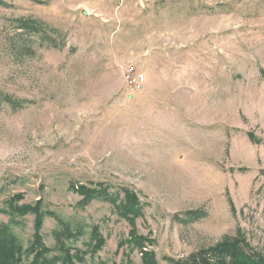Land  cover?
<instances>
[{
  "label": "rangeland",
  "instance_id": "rangeland-1",
  "mask_svg": "<svg viewBox=\"0 0 264 264\" xmlns=\"http://www.w3.org/2000/svg\"><path fill=\"white\" fill-rule=\"evenodd\" d=\"M0 1V208L41 200L82 250L96 228L84 264H173L234 239L264 260V0Z\"/></svg>",
  "mask_w": 264,
  "mask_h": 264
},
{
  "label": "trees",
  "instance_id": "trees-1",
  "mask_svg": "<svg viewBox=\"0 0 264 264\" xmlns=\"http://www.w3.org/2000/svg\"><path fill=\"white\" fill-rule=\"evenodd\" d=\"M32 26L37 28L35 25ZM108 190L101 186H81L78 188V194L84 201L103 199L109 202L120 217L133 219L138 215L140 210L136 207L137 201L133 195L131 201L124 200V204H119L118 193L110 194ZM124 195L126 196L125 193ZM21 200L22 195H15L0 208V214L7 218L6 222L0 223V264H84L87 255L94 260L96 253L104 246L105 241L98 230L91 227L88 250L76 248L75 243L84 235L82 227L72 226L56 213L46 210L41 200L33 204H19ZM229 204L233 210L231 202ZM25 216L33 217L32 234L26 247L15 232L16 229L23 227ZM46 218H52L56 222L52 232L54 239L52 248L47 247L43 241L42 230ZM244 243L242 239L225 241L186 259L173 261V264H264V260L254 259L246 253Z\"/></svg>",
  "mask_w": 264,
  "mask_h": 264
},
{
  "label": "built area",
  "instance_id": "built-area-1",
  "mask_svg": "<svg viewBox=\"0 0 264 264\" xmlns=\"http://www.w3.org/2000/svg\"><path fill=\"white\" fill-rule=\"evenodd\" d=\"M124 82L128 91L135 92L141 90L145 83V78L134 66H129L125 72Z\"/></svg>",
  "mask_w": 264,
  "mask_h": 264
}]
</instances>
